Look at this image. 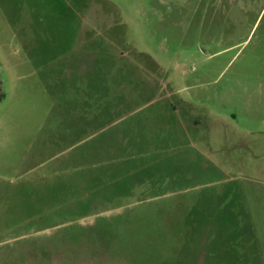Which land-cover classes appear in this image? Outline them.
<instances>
[{"label":"rangeland","instance_id":"374dc122","mask_svg":"<svg viewBox=\"0 0 264 264\" xmlns=\"http://www.w3.org/2000/svg\"><path fill=\"white\" fill-rule=\"evenodd\" d=\"M0 87V264H264V0H0ZM112 102L174 114L165 196L73 191Z\"/></svg>","mask_w":264,"mask_h":264},{"label":"trees","instance_id":"16d2710c","mask_svg":"<svg viewBox=\"0 0 264 264\" xmlns=\"http://www.w3.org/2000/svg\"><path fill=\"white\" fill-rule=\"evenodd\" d=\"M95 73H97V71L94 72V74ZM102 73H108L107 69L104 68L102 70ZM98 75H100V73ZM100 83L102 84V88L103 89L105 88L104 93L106 92V95L111 97L112 92L110 91L111 88L107 85V81L105 80L100 81L98 85H100ZM94 90H95V85H94ZM83 92H81L82 93L81 97L83 98L81 102L86 104V103H89V101L93 100L88 95V93L85 94ZM2 98H3V93L1 92V87H0V100ZM106 100L107 99H104V101ZM144 100L146 99L144 98ZM81 102H78V103H80L81 105ZM112 104L114 106L113 102ZM103 106H104L103 110H101L103 112L106 110V108L107 109L111 108V105L109 104L106 107V103H104ZM114 107L116 108L117 111L114 114V116H112V118H109L110 120L108 121L107 124L128 114V111H123V110L120 111L121 107H120V104H118V102ZM102 134H105V131ZM148 136H150L151 138H148ZM169 136H172V135L168 134V130L166 129L163 131L162 130L160 131L159 130L136 131V133H134V136H133L134 143L132 145L131 144L123 145L122 143H119L115 145H108L109 148L105 146L102 148V151H99V150L93 151L92 149L86 150L83 155L79 156V158L82 159L81 163L79 162V159H78V163L80 164L78 165L80 169L74 168V169L79 170L75 172L76 175L78 174L77 175L79 177L78 180H82L81 182L85 184V186L81 187L80 186L81 182L79 181L80 183H78V180H77L78 185H75L76 187L75 189H73L74 192L77 191L76 193H78L77 198L82 199L84 197L82 201H84L85 203H89L91 201L90 199H88V197L92 194H97V197L98 195H101L105 200L109 196H111L112 189L114 187L118 189L116 193L119 194L120 191L121 193L122 192L129 193V191H134L133 186L142 187V190H141L142 193L139 191V194H142V195H148L152 198L159 197V196H162V197L165 196L167 193L166 192L167 189L165 188L170 187L172 185V184H168L170 183L167 181L168 177H160L159 178L160 181L157 180L156 182H153V183L151 180L149 182H142V180L144 178V175L146 174V171L144 170V168L147 166V165H144V163L147 162L148 160L155 161L157 159V157H155L156 155L151 156L152 153H150V150H151L150 146L153 145V148H154V146L160 145L161 151L157 152L158 151V148H157V149H154L155 150L154 152L159 153L160 157L164 154H165V157L168 156L167 149L169 147H167L166 145L170 143H175L176 141V139H174L173 137L169 138ZM177 140H179V136ZM155 142H157L158 144L155 145ZM74 149H71L70 151H73ZM179 151H180L179 158H181L183 151L182 150H179ZM175 156L177 157L178 155L176 154ZM88 162H94L95 164H99V165L96 166L97 168H95V170H93L91 166H89L87 170L86 168L85 170L82 169L81 167H85L84 165H87L86 163ZM72 163H74V161H72ZM149 166L153 168L155 167L153 166V164L148 165V167ZM76 175L74 177H76ZM134 176H135V180L137 181H134V178H133ZM131 180H133V184H130ZM85 188H86V191L84 190ZM124 188H126L127 191H122V189ZM87 194H90V195L87 196ZM73 197L74 196H72V199ZM135 200L143 201L141 197L136 198ZM202 250L204 251V249Z\"/></svg>","mask_w":264,"mask_h":264},{"label":"crops","instance_id":"0c3cea01","mask_svg":"<svg viewBox=\"0 0 264 264\" xmlns=\"http://www.w3.org/2000/svg\"><path fill=\"white\" fill-rule=\"evenodd\" d=\"M155 101H157V99H154L152 102H150V104L151 103H154ZM103 114H105L103 111H92V112H89V113H82L80 115H77L78 123H77L76 126H78V124L80 126V123H81L82 119L85 118V117L90 118L91 116H93V118H94L93 120H96L95 118L97 116H103ZM135 115L141 116L142 119L137 120L136 122L132 123L130 121V119L133 116H135ZM161 116H163V117H161ZM167 116H169V118L171 119V121H173L174 125H176L175 124V121H174L176 119L173 120V118H171L172 116H174V114H170L169 115L168 113H163V112L162 113H159L158 111L151 112L150 110H149V112H144L143 111V112L128 113V114L120 117L119 119L114 120L113 122H111L109 124H105V125L104 124H101L100 126H94L92 129H93V131L95 129L96 130V133H94L95 131L92 132L90 134L91 136H90L89 139L94 138L95 136H97L98 135L97 134L98 132L104 133V131H105V133H106V132L110 131V129H113V128L116 127L115 133H118L116 135V137H110V138H108V141H110V142L116 141V142L111 143L109 145L119 144V143H122L123 145H128V144H131L132 145L134 143V137L133 136H134V133H136V131H143V130H149V131H151L152 130L151 128H156L154 130H157V128L159 130L161 128H165L166 129L167 128V125L165 123H162L159 119H163L164 117H167ZM90 124H92V123H90ZM121 130H123V131H121ZM125 132L129 135V138L120 137V133H125ZM130 134H131V136H130ZM148 138H151V137L148 136ZM156 144H158V143L155 142V145ZM157 148H158V151L157 152H160L161 151L160 150V145L154 146V149H157ZM99 151H101V150H99ZM83 154L84 153H82L81 155H83ZM159 159H160V156H158L156 160H159Z\"/></svg>","mask_w":264,"mask_h":264}]
</instances>
